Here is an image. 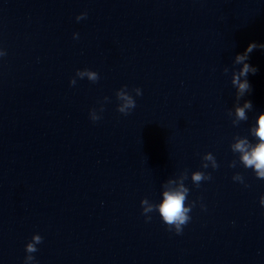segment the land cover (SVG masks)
Segmentation results:
<instances>
[{
    "label": "clouds",
    "instance_id": "9594fccd",
    "mask_svg": "<svg viewBox=\"0 0 264 264\" xmlns=\"http://www.w3.org/2000/svg\"><path fill=\"white\" fill-rule=\"evenodd\" d=\"M87 13H81L76 17V20L85 19ZM73 38L77 39L78 34L74 33ZM264 49V43L257 44L255 42L249 43L245 51L241 54L235 56L234 64L242 65L238 70H233L231 75V83L235 86L236 89V99H241L245 93L251 91V85L247 79L248 75L255 74L258 69L250 65L247 61L249 60V54L252 53L255 49ZM5 55V53H0V56ZM225 73L228 72V69H224ZM76 77L85 78L93 83L99 80V75L95 71L89 69L77 70ZM243 77V79H241ZM70 85L74 86L76 84V78H72L69 81ZM133 91L137 96L141 95V89L135 88ZM116 97L118 100L123 101L122 104H119L117 111L127 115L130 110L135 108L136 102L132 95L129 94L127 86H123L120 90L116 92ZM108 98L105 97V100ZM253 107L252 102L245 100L243 107L237 106L235 108V116L237 120L246 121L248 117L246 116V109H251ZM100 111H103L101 107ZM90 119L92 121H97L100 119V116L97 115L96 110L90 112ZM258 127L253 128V135L258 139V143H251L246 138L237 139V142L232 144L231 150L233 153H239V161L244 168H251L255 171V176L258 179H264V113L259 115L258 120L256 121ZM203 160L211 161L212 168L216 169L219 167L217 161L211 152L206 153L203 156ZM236 161H232L229 167H236ZM203 168H208L206 163L202 164ZM187 179V173L182 177L179 185L175 189L165 190L163 192V201L156 204H149V200L144 198L141 200L142 214L145 215L146 221H150L151 217L148 215L150 212L158 211L160 218L164 224L168 227L169 231L174 230L177 235L181 234L183 227L190 221L191 217L189 213L192 211V208L195 206V201L188 203L187 198L189 194V189L185 187L183 181ZM193 183L199 187L200 183L205 180H210L211 176L205 174L201 171H196L192 174L191 177ZM234 181L243 183V176L239 173L233 176ZM169 183H175L174 181H169ZM247 186V185H245ZM259 203L264 207V195L260 197ZM203 207V206H202ZM43 242V238L39 234H34L31 238V241L25 245L26 256L24 258V264H36L35 257L32 255L37 252V245Z\"/></svg>",
    "mask_w": 264,
    "mask_h": 264
}]
</instances>
